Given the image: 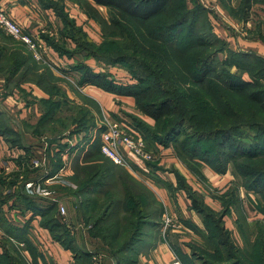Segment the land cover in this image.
Instances as JSON below:
<instances>
[{
  "label": "trees",
  "instance_id": "trees-1",
  "mask_svg": "<svg viewBox=\"0 0 264 264\" xmlns=\"http://www.w3.org/2000/svg\"><path fill=\"white\" fill-rule=\"evenodd\" d=\"M75 1L81 6L89 19L116 32L110 37L119 40L126 39L133 48L135 47L136 53H142L145 45L160 50L159 53H154L156 56L155 61H145L143 63L138 60L139 58L128 57L125 54L104 55L103 47L106 44H104L103 36L99 45L91 44L80 36V40L77 41V51L85 59L92 57L97 61L105 59L113 64H126L130 74L134 68L142 69V75L135 74L134 77L131 74L136 79V83L123 86L104 72H93L86 65L78 63L73 69L80 73V85H93L108 93L132 98L137 111L154 121L153 126H151L140 117L130 116L134 122V124L132 123L133 127L143 136L148 150H156L157 146H171L177 157L188 167L192 168L194 164H205L219 174L225 173L228 164H231L241 177L242 185L246 191L255 194L256 197L260 196L256 204L250 208L256 214H261L264 217V125L254 122L253 116L251 119L246 120L237 110L234 101L231 100L234 96H237L249 108L264 110V57L251 51L237 52L241 55L237 62H232V66L241 64L243 68L240 69L249 73L250 80L227 74L219 77V85L214 84V86L212 82H209L211 76L216 72L214 56L202 57L204 53L199 54V52L190 54L195 47H210L211 43L207 40L220 39L218 36L216 38L212 32H198L201 28V26H197L200 19L199 16H196L198 8L191 11L186 9L185 4L177 8L179 0ZM254 5L264 6V0H240L238 9H230L229 11L233 13L237 10V12L240 11L247 15ZM97 6L106 7L111 11L108 25L104 22L105 20L100 18ZM186 23L185 31L183 29L176 34ZM100 29L102 33V27ZM259 37L264 43V35L260 34ZM145 50L147 51V48ZM1 55L0 52V57ZM252 61L261 64L262 72L253 71L252 67H245L251 65ZM10 64L12 67L14 66L10 76L14 78L24 63H18L17 59H14ZM169 66L172 67L171 72L163 71L165 67ZM180 68L184 72H180ZM41 70L43 71L40 72L43 73L42 77L34 73L35 79L33 78L28 82L25 81V77H21L15 83V86L10 89L7 88L8 84L5 83V88L9 93L13 90L20 91L21 84L31 82L44 90L48 98L40 100L42 106L41 117L35 126L26 123V128H30L31 134L36 137L41 136L44 131L47 132L46 129L51 130L47 136L52 135L51 143H57L61 150L70 146L68 142L61 143V140L68 139L70 141L73 139L72 137H76V145L69 152L74 153L76 150V160L79 159L81 154L84 156L85 163H93L82 168L83 179L81 181L77 180L78 186L74 192L83 201L85 215L90 216V218L96 215L95 226L92 228L94 230H89V233L93 238L101 239L110 251V258L116 259L117 264H138V248L145 242L142 234L143 214L140 207L138 209L136 206L126 203V201H123L120 206L117 205L122 200L118 199V190L114 187L117 186V183L123 185L126 181L124 176H121L119 181L116 179L113 162L110 160L109 162L100 153L99 133L93 141L91 140L94 130L100 132L102 129L96 128L94 115L88 107L70 103L57 87V79L53 77L50 71L46 68H41ZM44 74L48 76V79ZM258 77H260V80ZM165 81L169 85L168 88H165L162 84ZM187 85L199 87L200 91L211 90L213 97L212 104H210L212 108V121H209V125L212 124L210 130H194L192 122L187 118L188 108L184 107ZM177 86L185 89V91L179 93L176 90ZM87 102L95 110H98L93 102ZM221 113L225 115L227 122H220L218 114ZM4 120V115L0 113V135L5 136L12 147L21 146L17 142L19 137L14 135L16 136L14 138L13 133H9V129L3 126ZM242 126L259 128L257 129V137L246 139V141L236 139L235 136L239 135L235 131ZM183 128H187L193 133L189 132L188 134L185 132V134H182ZM190 136L198 137L195 139L196 141L204 137H218L217 156L210 159L206 156L205 151L199 157L190 152L187 148L190 145ZM59 167L60 160L58 159L50 175L55 174ZM14 184V181L7 182L0 175V228L11 236L17 231L5 221L2 213V207L6 203V199L15 196L16 201L34 208L35 212L41 215L43 218L41 224L50 232L52 238L66 249L71 250L74 264H88L91 255L86 254L78 247L77 241L70 236L64 224L55 218L56 204L51 203L41 207L35 200L33 201L28 197L21 187L13 192L11 187ZM5 189L9 192L7 197L3 196ZM120 191L123 193L124 198H133L132 191L122 188ZM92 195L93 197H87ZM189 195L192 208L204 218L208 232L207 249L203 250L204 254L199 255V259L203 264H264L263 223H256L255 228L250 230L243 219L244 216L240 214L238 229L244 241V245L240 249L234 246L228 233L224 230L222 215L228 211L226 207L222 213L215 214L202 205L191 193ZM119 210L120 212H118ZM124 211L125 213L130 211L129 215L132 219H129L128 221L131 222H128L127 216L125 217L129 229L124 227L120 232L116 226H118L117 223H120V213ZM87 221L90 222V219H87ZM150 227L154 229L157 225L151 223ZM0 244L3 248L0 259L6 261L5 264H37L35 250H32L34 252L33 262H29L19 252L11 254L7 250L6 246L8 244L12 245L8 238L3 241L0 240ZM196 257V250H194L190 256H181V261L183 264H194L195 260L198 261Z\"/></svg>",
  "mask_w": 264,
  "mask_h": 264
},
{
  "label": "crops",
  "instance_id": "crops-1",
  "mask_svg": "<svg viewBox=\"0 0 264 264\" xmlns=\"http://www.w3.org/2000/svg\"><path fill=\"white\" fill-rule=\"evenodd\" d=\"M0 6L25 31L40 36L45 64L36 63L48 69L57 79V87L70 103L87 108V101H91L104 118L128 123L129 115L133 114L152 125L151 119L138 115L132 98L117 96L93 85H80V73L73 69L78 63L86 65L96 73L103 71L101 62H97L92 57L85 59L77 51V41L81 36L83 40L99 45L102 35L95 22L86 16L75 0H0ZM242 46L245 47V51L251 50L264 57L262 42L257 40L242 42ZM116 75L117 73L113 74L110 71V78L116 79ZM21 94L24 96L22 97ZM47 98L44 90L37 85L23 83L20 91L13 90L3 99L4 101H0V113L4 117L6 113L11 114L21 125L33 123L31 125L35 126L42 114L40 100ZM93 115L96 123L99 119L96 114ZM24 133L31 135V132ZM51 136H47L46 140L43 137L44 142L36 143L38 137L31 135L29 142L33 143V146H25L29 147L26 149L20 146L11 148V144L0 135V175L7 182L15 179V184L11 187L12 191L21 187L26 195L35 200L39 206L56 204L55 218H61V223L75 240V235L87 237L89 230L95 226L96 215L93 218L85 215L83 201L74 192L77 190V180L83 179L82 168L93 163H85L84 156L81 154L76 160V150L74 153L69 152V147L61 150L57 143H51ZM72 138L77 140L75 136ZM65 142H68V139L61 140V143ZM120 149L130 167L112 164L116 171V179L119 181V178L124 176L126 181L125 184L117 183L114 187L118 190L119 198H117L122 200L117 205L120 206L123 201H126L138 209L140 207L143 214L142 234L145 242L138 248V264H169L173 258L181 260V256H190L194 250H196L197 260L203 264L199 255L207 249L208 232L204 218L192 208L190 193L215 214L222 213L226 207L228 211L222 215L223 227L235 247L241 249L244 245L243 237L238 229L240 214L244 216L243 219L247 226L251 227L250 229H253L254 224L262 223L263 216L256 214L245 203L241 193L242 187L233 178V171L230 169L223 174H217L205 164H194L190 168L177 157L171 146H157L156 150H150L155 159L144 165L127 150ZM58 159L60 167L51 176L50 172ZM6 166L10 171H7ZM29 174L32 176L28 177ZM48 179L47 185H44ZM29 183L43 184V187L49 191V196H39L28 192L26 185ZM53 187L62 188L65 191L60 195L61 198L55 197L51 191ZM121 188L132 191L133 198H124ZM8 193L5 189L3 196L7 197ZM246 195L252 196V194ZM87 197H93V195ZM6 200L2 207L3 216L5 221L17 231L11 236L0 228V240L8 238L11 241L12 245L6 246L11 254L19 252L27 261L33 262L32 250H35L37 264H56L55 257L58 261H62L61 264H74L71 250L52 238L50 232L41 224L43 218L35 212L34 208L19 203L15 196ZM233 201H238L240 212L235 211L231 205L234 204ZM59 206L64 208L63 216L59 213ZM129 212L120 213V223L116 226L118 231L122 232L124 227H128L125 217L127 216V221L132 219ZM165 215L175 217L178 223L177 227L168 229L163 239L160 234V224ZM87 219H90V222ZM151 223L156 224L157 227L152 229ZM2 252L3 248L0 244V253ZM89 254L93 259L101 257L94 251H89ZM110 261L114 263L112 258ZM199 263L195 262V264Z\"/></svg>",
  "mask_w": 264,
  "mask_h": 264
},
{
  "label": "rangeland",
  "instance_id": "rangeland-1",
  "mask_svg": "<svg viewBox=\"0 0 264 264\" xmlns=\"http://www.w3.org/2000/svg\"><path fill=\"white\" fill-rule=\"evenodd\" d=\"M239 3H240V0H179V2L177 3V8H180L181 6H183V4H185L186 9L191 10V11H194V9L198 8V13L196 14V16H199L200 19L198 21L197 26H201V28L199 29L198 32H201V31H203L205 33L212 32L216 38H217V36L220 38V39H211V41L207 40L209 43H211L210 47L209 46L208 47L206 46V48L195 47L190 53V54H193L195 52H199V54L204 53V55L202 57H205L207 55H210V56L213 55L214 56L215 63H216V72L211 76V79L209 80V82H212L213 85L215 84L216 86L219 85L218 82L220 83L219 77H223L224 75H227V74L242 77L244 80H248V81L250 80L251 77L249 76V73L240 69V68H243V66L241 64L237 65V63H236V65L239 68L237 66H232V62L235 63L239 60V56L241 54L237 53V52H239V51L248 52V50L245 51V47L242 46V42L248 43V42H253L255 40H257L258 42L259 41L262 42L260 40L259 36H260V34L264 35V6L263 5L252 6L247 15H244V13H241L240 11L237 12V10H236V12H233V13L229 11L230 9H234V10L238 9ZM97 8H99L98 10H99L100 18H102V20H105L104 22H106V25H108L110 15L112 14L111 11L108 8L102 7V6H97ZM93 22H95L94 24H96L98 26L97 28H99L100 34L103 36L104 44H106V46L103 47L104 55H109V54H112V55L123 54L124 55L125 54L128 57L139 58L138 60H141L143 63H145V61H148V62L155 61L154 58H156V56L154 55V53L160 52V50L154 49V48L147 46L143 43L145 46H144L142 53H140V52L136 53L135 47L133 48L131 46V44L127 42L126 39L119 40V39H115L113 37H110L111 35L116 33L115 31H112L113 29L108 28L104 25L102 26L100 23H98L94 20H93ZM86 24H89V23L86 22ZM101 27H102V33H101V29H100ZM186 27H187V23L184 25V27H181L176 32V34L179 33L183 29L185 31ZM133 36H135V35H133ZM109 39H113V40H109ZM242 47H244V48H242ZM145 48H147V51L145 50ZM0 52L2 54L0 57V101H2L3 97L5 99L6 96L9 95L8 90L4 89L5 85H2V83L3 84L7 83L8 84L7 88L10 89L13 86H15V83L18 82L21 77H25V79H26L25 81L29 82L33 78L35 79L34 73L36 75H38L39 77L40 76L42 77L43 73H40L42 71L41 68H45V67H42L40 64L38 65L36 62H34L30 58L31 56L26 52L25 48L21 44L12 40L10 37H8L1 30H0ZM251 52H254V51H251ZM14 59H17L18 63L23 62L24 64H23V67H21L20 71L19 70L17 71L18 73L14 76V78H11L10 72H11V70H13L14 66L12 67L10 62L13 61ZM97 62H101V70L105 74L109 75L110 71H112L113 74L117 73L116 79L118 80L117 83L119 85L125 86V85H129V84H134V83H136V79L134 78L135 77L134 75L135 74L142 75V69H140V68H138V69L134 68V70L132 69L131 74L134 76L133 77L129 73V71H128L129 69L126 66V64H119V63L113 64V63H109L105 59H103L102 61H97ZM239 62H243V61H239ZM245 67H247V68L252 67L253 71L257 70V72H262L261 71V64L257 61H252L251 65L245 66ZM163 71L171 72L172 67H170V66L165 67L163 69ZM163 71H161V72H163ZM180 72H184L183 69L180 68ZM44 75H46V74H44ZM46 77H47L46 79H48L47 75H46ZM260 77H258L259 80H260ZM254 80H256V79H254ZM162 84L164 85L165 88H168V86H169L168 83H166V81H165V83H162ZM2 89H4L6 92L4 90L2 91ZM186 89H187V92L185 94V97H186L185 102L186 103H185V105L183 103V105H184V107L188 108V112L186 115H187V118L189 119V121L192 122L194 130H197V131L210 130V128L212 127V124L209 125V121L210 120L212 121V119H211L212 108H211L210 104H212V97H213L211 90L200 91L199 87H195L193 85H187ZM176 90L179 93H182L185 91V89H181L179 86L176 87ZM21 96H22V94H21ZM237 99H238L237 96H234L231 100L234 101V104H235L237 110L239 111V113H241L242 116H244L246 118V120L251 119L253 116L254 122H257L259 124L264 125V110H262V109L253 110V109L249 108V106H247V104H245V102L241 101L240 99H238V100ZM133 102H134V100H133ZM89 105L90 104L88 103V105H87L88 108L91 110V112L93 114H96L97 118L99 119L96 122L97 125L104 124V120L108 119V118H104L102 116V114L100 113V111L95 110L92 105H90V106ZM134 105H135V103H134ZM135 109H136V107H135ZM140 114L141 113L138 112L139 116H143L142 114L141 115ZM130 116L139 118L137 115H133V114L129 115V117ZM4 119H5L4 123L2 122L3 126L6 129L7 128L9 129V133H13L12 135L14 138H16V136L19 137V141H17V142L20 143V145H21L20 147H24L27 149L29 147H25V146H33V143L29 142V141H31L30 140L31 135L33 136V134L30 135V133H29V132H31L30 128L29 129L26 128L25 124L21 125V123H19V121L16 120L9 113L5 114ZM218 119L220 120L221 123H225L228 121L225 118V115L222 113L218 114ZM114 120H116V119H114ZM117 121H120V120H117ZM126 123H127V121H126ZM132 123L134 124V122L132 121V119L130 117V120H128V124L133 127ZM145 123H147V122H145ZM31 124H33V123H30V125ZM153 124H154V121H152L151 126H153ZM157 127H158V125H157ZM257 129H259V128L249 127V126L239 127V128H237L235 133L239 136H244V137H239V136H235V137H236V139L246 141V139H251L252 137L253 138L257 137V135H258ZM23 130H24V132H28L29 134H25L23 132ZM46 131L47 132L44 131L41 134V136H39L37 138L36 143L37 142L39 143V141L44 142L47 139L46 137L48 134H50L51 130L49 131L46 129ZM185 132H187L188 134H189V132L193 133V131L188 130L187 128H183L181 133L185 134ZM56 134H58V133H56ZM14 135H16V136H14ZM191 135H193V134H191ZM43 137L45 138V140ZM3 138L7 142L6 137L4 136ZM142 138H143V136H142ZM197 138L198 137L190 136V138H189L190 139V142H189L190 145L187 147L190 152H193L195 155H197L199 157L200 155H202V152L205 151V153L207 154L206 156L210 157V159L217 156L218 137H212V138L211 137L210 138L204 137L203 139H199L196 141L195 139H197ZM41 139H43V141H41ZM7 143H9V142H7ZM10 147L15 148V147H19V146L17 145V146L12 147V145H10ZM146 149L148 150L147 146H146ZM141 163L143 165L145 164L144 162H141ZM227 167H228L227 169H230L231 171H233V173H232L233 178L236 179L237 182L242 187L241 193H243V199L245 200V203L247 205H249V207L254 206L256 204V202L260 199V196H257V198H256L255 194L246 191V189L242 185L241 177L235 171L234 167L231 164H228ZM217 174H219V173H217ZM29 176L31 177L32 175L29 174L28 177ZM11 181L15 182V179L10 180L9 182H11ZM233 184L235 185V182H233ZM51 191L55 194L56 198H58V197L61 198L60 195L63 192H65L64 190H62V188H58V187H53ZM246 194H248V195L252 194V196L249 197ZM233 203L234 204H231V205L233 206L235 211L240 212L238 201H236V202L233 201ZM58 219L60 220L61 218L58 217ZM262 220H263L262 223L264 224V217ZM255 225L256 224H254L252 228H255ZM248 228L250 229L251 227H248ZM92 230H94V229H92ZM250 230H252V229H250ZM88 234H87L88 235L87 237H82L79 235L74 236L78 242V247L82 248V250L86 254H89V251H94V252L98 253L99 255H101V257H98V259H93V257L91 256V258L88 259V262H89L88 264H114V263L117 264L116 259H114L115 261L113 260L114 263H111L110 251H109L108 247H106V245L103 244L101 239L100 238H93L90 235V233H88ZM91 239H92V241H91ZM83 240L84 241L86 240V242H83ZM85 243H86V245H85ZM51 254L53 255L54 252L52 251ZM54 261L56 264H61V262H62V261H58L56 257H55ZM179 261L183 264V262L181 260H179ZM5 262L6 261H4L3 259H0V264H5ZM195 262H198V261L195 260L194 264H195ZM199 264H201V263H199Z\"/></svg>",
  "mask_w": 264,
  "mask_h": 264
},
{
  "label": "built area",
  "instance_id": "built-area-1",
  "mask_svg": "<svg viewBox=\"0 0 264 264\" xmlns=\"http://www.w3.org/2000/svg\"><path fill=\"white\" fill-rule=\"evenodd\" d=\"M0 30L4 32L15 42L21 44L31 58L41 64H45L43 56V45L38 34L29 33L25 31L8 13H6L0 6ZM97 129H102L100 132L94 130L91 135L93 141L97 134L99 137L100 153L109 159L113 164L129 168L125 156L121 153V149L127 150L136 160L144 163L153 162L155 159L154 154L146 149L145 142L141 134L132 126L124 121H117L105 119L104 124L97 125ZM77 140L73 139L68 141L70 144L69 149L76 145ZM6 169L8 166L5 167ZM7 171H10L8 168ZM49 179L45 181L47 185ZM28 192L39 196H49V191L43 187L41 183H29L26 185ZM59 213L64 215V208L59 206ZM176 218L173 216L165 215L160 224V234L165 239L168 229L170 227H177ZM169 264H182L177 258H173Z\"/></svg>",
  "mask_w": 264,
  "mask_h": 264
}]
</instances>
